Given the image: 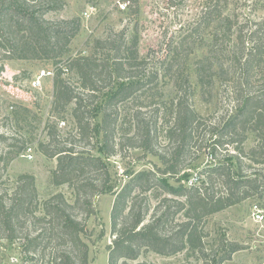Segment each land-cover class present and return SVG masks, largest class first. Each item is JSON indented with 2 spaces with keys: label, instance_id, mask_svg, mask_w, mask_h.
<instances>
[{
  "label": "trees",
  "instance_id": "trees-1",
  "mask_svg": "<svg viewBox=\"0 0 264 264\" xmlns=\"http://www.w3.org/2000/svg\"><path fill=\"white\" fill-rule=\"evenodd\" d=\"M43 1L38 7L29 0H0V28L5 30L8 39L15 35L14 41H9L14 51L12 57L47 58L56 62L70 52L69 44L81 27L80 18L49 22L43 17L42 5H46L45 11H48L55 9L57 4L52 0ZM131 3L137 12L138 0H131ZM216 21L210 55L196 60L195 71L202 89L206 84H212L215 75H219L235 95V111L219 122L202 117L191 103L193 86L184 69L183 82L175 81L179 99L169 106L161 105L168 107L165 109L169 119L160 121L159 112L155 121L146 120L141 116L142 112H138L133 115L136 119L133 123L135 134L125 136L126 143L115 142L118 121L122 117L120 106L136 101L139 92L158 80L156 74L141 78L146 73L148 62L139 54L138 34L127 38L122 31L98 38L91 54L68 57L67 68L79 77L81 92H75L63 77V70L57 67L54 112L65 111L74 103L71 114L78 132L69 135H73L68 138L69 146H63L57 126L53 124L48 133L49 142L39 144L40 151L46 156L58 159L54 183H67L76 191L75 205L63 193L52 196L44 204L51 216L46 232L67 238L77 248L74 251L61 250L56 264H89L88 246L81 238L85 225L77 219L75 215L79 214L75 210L86 218L94 214L93 199L110 191L111 172L102 157L90 151H79L73 143L89 140L94 113L91 105L99 97L100 90L112 87L116 79L129 81L115 90L103 108L101 129L106 157L125 146H136L157 155L163 166L130 172L127 183L118 192H112L115 200L111 214L113 243L108 248L109 264H120L121 260L122 264H128L127 260L138 259L144 248L164 255L187 250L188 254L198 253L202 264H223L243 248L237 242L224 239L217 249L207 250L204 240L207 234L203 226L214 213L256 195H264V18L246 20L252 22L251 25L248 22L236 25L231 16L223 15L222 10L208 7L184 39L195 37L201 29H210ZM23 30L27 31V36L16 35ZM166 70L171 75L169 68ZM86 90L88 93L85 94ZM158 124L165 131L167 144L155 142L160 138ZM249 132L255 134L257 142L246 150L244 144ZM202 146L212 147L209 153L217 162L199 172L197 181L200 184L185 185L179 174L197 158ZM231 146L233 151H230ZM219 150L227 151L234 162L218 158ZM193 152L195 157L190 155ZM19 178V184L24 180L27 185L26 196L34 201L37 198L35 177L21 174ZM155 188L167 196L155 206L151 219L146 222L151 207L149 203L143 206L139 202L143 196L148 199L147 192ZM11 208L5 213L7 223ZM179 213L183 215L182 220L177 218ZM169 225L170 229H167ZM7 228H11L10 224ZM55 229L53 234L51 230ZM136 264L153 263L143 261Z\"/></svg>",
  "mask_w": 264,
  "mask_h": 264
},
{
  "label": "rangeland",
  "instance_id": "rangeland-1",
  "mask_svg": "<svg viewBox=\"0 0 264 264\" xmlns=\"http://www.w3.org/2000/svg\"><path fill=\"white\" fill-rule=\"evenodd\" d=\"M29 1L36 3L38 7L44 3L43 0ZM118 1L124 0H52L57 4L56 8L48 11H45L46 5H42L43 17L49 22L59 23L77 17L81 21L79 32L69 44L70 52L56 62L47 58L12 57L14 51L9 41H14L15 35L8 39L5 30L0 28V264H56L61 250L77 249L67 238L58 234L52 236L46 232L51 216L44 207L45 202L52 196L63 193L66 199L74 204L76 191L67 183H54L53 174L58 169V159L46 156L39 149L40 142H49L48 133L53 124L57 126L59 141L63 146H69L68 138L73 136L69 135L78 132L71 114L74 103L65 111L54 112V77L57 67L63 70V77L75 92L82 90L76 72L67 68L68 57L91 54L98 38L103 39L122 31L126 33L127 38L138 34L139 54L148 62L146 73L141 78L156 74L158 80L151 87L139 92L136 101L120 106L122 117L118 121L115 142L126 143L125 136L135 134L133 123L136 119L133 115L138 112H142L141 116L146 120L155 121L159 112L160 121L169 119L166 106L161 105L163 103L169 106L179 99L180 93L175 81H182L184 69L193 86L191 103L202 117L219 122L235 111V95L227 86V82L215 75L212 84L208 83L202 89L195 71L196 60L210 55L212 32L220 20L217 19L208 30L201 29L193 38L184 39V36L193 29L208 7L222 10L223 15L231 16L236 25L246 24V20H261L264 18V0H138L137 12H134L132 3L128 10L120 11ZM251 23L248 22V25ZM16 35L27 36V31L23 30ZM167 68L171 75L168 74ZM43 70L47 75L42 79V86L36 87L33 81ZM128 81L116 79L112 87L100 90L99 97L91 105L94 113L89 140L81 139L76 141L75 145L73 143L79 151H90L102 157L111 172L110 191L93 199L94 214L86 218L79 210H75L79 214L75 216L83 226L85 225L86 234L81 233V238L88 246L89 264H109L108 248L113 243L111 214L115 200L112 192H118L127 183L130 172L163 166L157 155L136 146H125L114 155L106 157L101 129L103 108L115 90ZM63 121L65 124L61 125ZM159 124L157 128L160 138L155 142L164 145L168 140ZM155 126L152 125L153 128ZM256 142L255 134L249 132L244 144L246 150ZM154 144L158 148V145ZM29 148L32 149L31 158L27 156ZM219 151L218 158L234 162V158L226 154L227 151ZM230 151H233L232 146ZM209 152H212V147L209 149L202 146L197 158L179 174L182 183L190 185L191 181L198 182L195 178L200 176L199 172L217 162ZM190 155L196 156L194 152ZM21 174H31L35 177L37 198L34 201L26 196L27 185L24 180L20 181V184L18 182ZM171 183L176 184L174 181ZM160 190L155 188L147 192L149 201L145 196L140 199L141 205L149 203L151 207L146 222L151 219L155 206L167 196ZM161 193L162 196L156 197ZM256 204L264 210V195H256L214 213L203 226L207 234L204 239L207 250L217 249L224 239L237 242L243 247L223 264H264V221L258 223L253 218V208ZM10 208L7 223L6 214ZM177 218L182 220L183 215L179 213ZM8 224L11 228H7ZM170 226L167 229H170ZM56 230L51 231L54 234ZM11 235L14 237L11 238ZM74 255L76 256L75 253ZM143 261L153 264L203 262L196 252L188 254L187 250H184L173 255H164L147 248L142 250L138 259L127 260L128 264ZM122 262L121 260L120 264Z\"/></svg>",
  "mask_w": 264,
  "mask_h": 264
},
{
  "label": "built area",
  "instance_id": "built-area-1",
  "mask_svg": "<svg viewBox=\"0 0 264 264\" xmlns=\"http://www.w3.org/2000/svg\"><path fill=\"white\" fill-rule=\"evenodd\" d=\"M131 4V0H124V1H118V8L120 11H126L129 9V6ZM46 71L43 70L38 76L37 78L33 81V85L36 86V87H40L42 86V79L46 76ZM65 124V121H63L61 123V125H64ZM32 149L29 148L28 149V157L31 158L32 155H31V152ZM198 175L196 176V181L198 179ZM195 182L191 181L190 182V185L194 184ZM253 218L256 222L258 223H262L264 221V210L258 205H254V208H253Z\"/></svg>",
  "mask_w": 264,
  "mask_h": 264
}]
</instances>
